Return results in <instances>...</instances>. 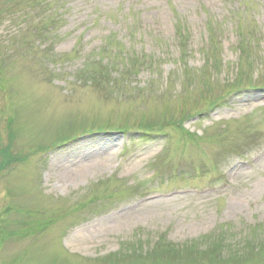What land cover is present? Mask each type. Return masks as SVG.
<instances>
[{
    "label": "rangeland",
    "instance_id": "1",
    "mask_svg": "<svg viewBox=\"0 0 264 264\" xmlns=\"http://www.w3.org/2000/svg\"><path fill=\"white\" fill-rule=\"evenodd\" d=\"M0 264H264V0H0Z\"/></svg>",
    "mask_w": 264,
    "mask_h": 264
},
{
    "label": "bare ground",
    "instance_id": "2",
    "mask_svg": "<svg viewBox=\"0 0 264 264\" xmlns=\"http://www.w3.org/2000/svg\"><path fill=\"white\" fill-rule=\"evenodd\" d=\"M79 168L80 169H86L87 168V165L86 164H82Z\"/></svg>",
    "mask_w": 264,
    "mask_h": 264
}]
</instances>
